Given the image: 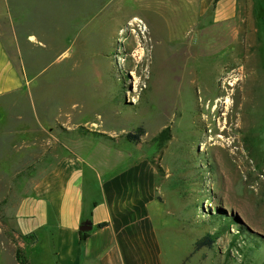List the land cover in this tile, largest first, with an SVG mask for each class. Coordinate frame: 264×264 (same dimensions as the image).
Wrapping results in <instances>:
<instances>
[{
    "label": "rangeland",
    "instance_id": "rangeland-1",
    "mask_svg": "<svg viewBox=\"0 0 264 264\" xmlns=\"http://www.w3.org/2000/svg\"><path fill=\"white\" fill-rule=\"evenodd\" d=\"M147 1L0 0L23 78L0 96V264H57L52 212L35 237L17 212L65 158L85 169V203L91 168L145 175L166 264H264V30L245 11L237 39L230 25L212 37ZM231 95L227 116L218 98ZM218 134L240 136L242 169L207 141Z\"/></svg>",
    "mask_w": 264,
    "mask_h": 264
},
{
    "label": "crops",
    "instance_id": "crops-1",
    "mask_svg": "<svg viewBox=\"0 0 264 264\" xmlns=\"http://www.w3.org/2000/svg\"><path fill=\"white\" fill-rule=\"evenodd\" d=\"M143 5L149 11H171L175 24L182 23V11H187L190 29L200 27L212 37L230 25L235 32L232 39H237L245 11L255 14L257 31L264 30V0H148ZM22 85V74L0 33V96ZM91 171L97 182L93 177L88 180L95 190L85 203V169L74 160L61 161L21 201L17 212L20 230L35 237L37 227L47 225L51 211L57 264H166L155 220L161 206L153 199L145 175L131 169L106 176ZM83 223L92 227L81 241Z\"/></svg>",
    "mask_w": 264,
    "mask_h": 264
},
{
    "label": "bare ground",
    "instance_id": "bare-ground-1",
    "mask_svg": "<svg viewBox=\"0 0 264 264\" xmlns=\"http://www.w3.org/2000/svg\"><path fill=\"white\" fill-rule=\"evenodd\" d=\"M133 21H136V20H139L137 17H134L132 19ZM142 22V21H141ZM232 84V83H231ZM234 85V84H233ZM237 92V88L235 89V91L233 92L232 95H235ZM231 96H227V97H224V99L222 97H219L218 98V101L219 102H224L226 104V112H224L223 114H227L230 115L231 113H233L234 111V107H235V104H236V99H234L233 97ZM245 99V97H243V100ZM241 101V100H240ZM206 107V106H205ZM242 109V108H241ZM241 109H238V113H235V119H236V122H237V126L235 128H239L241 125H242V120H241V115L239 113V110ZM206 116L205 115H202V119L205 121L206 120ZM234 126V124H233ZM234 130V129H233ZM210 133H212V130H209ZM236 132V131H234ZM239 133V132H237ZM205 136V135H204ZM222 134H218L216 137H212V136H209L207 137V141L208 140H215V142L213 143V145L219 150V151H226L228 152L229 156L231 157H237V156H241L239 159H236L235 163L238 164V168H243V164L246 162V157L243 155H245V153L243 152L242 148H231V146H233V144L237 143L238 140H240V136H236L231 142L227 143L226 141H224V137L222 138ZM238 144V143H237ZM239 144H241L239 142ZM245 150V149H244ZM219 153V152H218ZM250 161V160H249ZM252 162V161H251ZM248 164V163H246ZM252 164V163H251ZM254 164V163H253ZM250 165V164H249ZM248 165V166H249ZM251 166V165H250ZM249 166V168H250ZM240 172V171H239ZM225 173V172H224ZM238 173V172H237ZM244 173V172H243ZM258 177V176H257ZM262 177V176H261ZM234 179V178H233ZM259 179V178H258ZM247 181V180H246ZM260 184V183H259Z\"/></svg>",
    "mask_w": 264,
    "mask_h": 264
},
{
    "label": "trees",
    "instance_id": "trees-1",
    "mask_svg": "<svg viewBox=\"0 0 264 264\" xmlns=\"http://www.w3.org/2000/svg\"><path fill=\"white\" fill-rule=\"evenodd\" d=\"M132 138L137 139L138 136L137 135H130ZM100 226L103 225V223L99 224ZM220 236V233H216V234H212V233H207L206 235H204L201 239L197 240L196 244H195V248L199 249L201 247L204 246H212V244L214 242H216V239ZM88 237V233L87 232H80V238L81 241H84L86 238Z\"/></svg>",
    "mask_w": 264,
    "mask_h": 264
},
{
    "label": "water",
    "instance_id": "water-1",
    "mask_svg": "<svg viewBox=\"0 0 264 264\" xmlns=\"http://www.w3.org/2000/svg\"><path fill=\"white\" fill-rule=\"evenodd\" d=\"M91 224H89V223H83L81 226H80V230L81 231H88V230H90L91 229Z\"/></svg>",
    "mask_w": 264,
    "mask_h": 264
}]
</instances>
